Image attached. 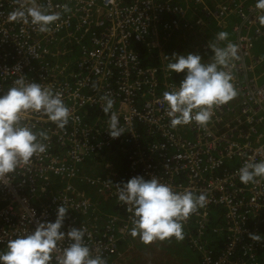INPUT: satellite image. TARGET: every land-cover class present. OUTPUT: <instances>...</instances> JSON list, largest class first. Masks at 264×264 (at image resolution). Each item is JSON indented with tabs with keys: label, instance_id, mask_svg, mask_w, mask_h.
Segmentation results:
<instances>
[{
	"label": "built area",
	"instance_id": "2783aa9c",
	"mask_svg": "<svg viewBox=\"0 0 264 264\" xmlns=\"http://www.w3.org/2000/svg\"><path fill=\"white\" fill-rule=\"evenodd\" d=\"M21 4L51 5L61 18L40 33L11 19ZM255 4L0 0V95L23 79L59 92L70 111L63 129L39 114L22 120L47 133V150L0 180V251L39 222L54 221L64 205L69 211L61 230L84 228L91 255L116 264L123 250H136L140 241L130 234L132 214L118 200L117 185L156 176L174 191L206 194V205L182 221L190 253L197 255L183 264H264V178L243 184L238 174L246 162L264 160V27ZM213 21L231 32L214 44L238 45L240 58L230 67L237 96L214 106L207 125L173 128L163 93L177 88L184 74L167 69L174 54L167 45L192 43L197 26ZM207 42L193 52L203 63L214 55ZM104 96L114 102L107 115ZM112 112L125 130L117 139L108 134ZM212 235L219 240L211 241ZM70 243L59 242L51 264Z\"/></svg>",
	"mask_w": 264,
	"mask_h": 264
},
{
	"label": "clouds",
	"instance_id": "9594fccd",
	"mask_svg": "<svg viewBox=\"0 0 264 264\" xmlns=\"http://www.w3.org/2000/svg\"><path fill=\"white\" fill-rule=\"evenodd\" d=\"M257 20L264 27V0H256ZM67 11V8H65ZM20 18L31 23L40 33H47L50 27L60 20L59 12L51 11V5L27 6L11 14V19ZM228 33L217 34L218 41H225ZM214 53L212 62L203 63L198 54L172 55L167 69L172 73H183L184 79L177 88L163 93V103L167 105V115L171 127L196 123L205 126L213 116V107L229 103L237 96L230 67L239 60L238 45L228 43L225 47L209 46ZM227 69V70H226ZM15 86L0 95V180L14 173L18 167L27 166L34 156L47 150L44 141L47 133L34 132L35 125L29 126L22 120L39 114V119L47 118L59 129L69 122L70 111L64 104L61 94L54 93L40 83L17 79ZM106 102L103 112L107 115L113 108V100L102 97ZM125 133L119 124L118 116L112 112L108 134L117 139ZM243 184L264 178V160L246 162L239 170ZM118 186V200L127 206L132 214V237H139L147 245L154 241H164L174 237L183 239L182 221L186 220L198 207L207 203L206 194L195 195L192 191H174L170 185L161 183L158 177L145 179L135 176ZM69 209L64 205L56 210L54 221H41L35 229L7 242L6 250L0 251V264H51L58 251L60 241L67 238L70 245L55 257L56 264H105L104 259L91 255L84 243L85 229L72 227L62 231ZM251 238L255 239L256 235ZM190 252V251H189Z\"/></svg>",
	"mask_w": 264,
	"mask_h": 264
},
{
	"label": "rangeland",
	"instance_id": "374dc122",
	"mask_svg": "<svg viewBox=\"0 0 264 264\" xmlns=\"http://www.w3.org/2000/svg\"><path fill=\"white\" fill-rule=\"evenodd\" d=\"M195 31L196 35L192 34L194 38L192 43L196 41L197 44L201 42L208 43L207 41L209 40L213 45L215 36L217 37V34L220 32H226L228 36L231 35L229 29L225 31L221 30L217 26L216 21H213L212 25L206 26V28L197 26ZM192 43L179 45L177 49L175 45H167L166 50H169L170 53L177 54L193 53V51L188 50V47L191 46ZM183 237L185 239V236ZM135 248L136 250H123L122 256L116 258V264H183L184 261L188 260L191 262L196 261L197 256L188 251L189 246L186 241L177 240L174 237L164 241L157 240L147 245L139 241Z\"/></svg>",
	"mask_w": 264,
	"mask_h": 264
},
{
	"label": "crops",
	"instance_id": "0c3cea01",
	"mask_svg": "<svg viewBox=\"0 0 264 264\" xmlns=\"http://www.w3.org/2000/svg\"><path fill=\"white\" fill-rule=\"evenodd\" d=\"M199 15H200V13H199ZM203 20H205L206 22H208V18L205 16V17H203ZM209 26V25H208ZM204 28H206V26H204ZM204 31V30H203ZM209 41V40H208ZM217 40H216V36H215V41H214V43H217L216 42ZM209 43L211 44V42L209 41ZM193 44H195V45H197V46H195V45H193ZM201 45H202V42L201 43H199V44H197L196 43V41L194 42V43H192V45L191 46H189L188 47V50L189 51H193L194 53L195 52H199L200 51V47H201ZM212 45V44H211ZM215 45H217V44H215ZM169 54V53H168ZM167 56H169V55H167ZM183 236H185L184 235V233H183ZM183 241H186V239H184V237H183V239H182ZM186 244V243H185ZM184 244V245H185ZM188 251H190L189 249H188ZM191 252V251H190ZM189 261V260H188ZM184 262H187V261H184Z\"/></svg>",
	"mask_w": 264,
	"mask_h": 264
},
{
	"label": "trees",
	"instance_id": "16d2710c",
	"mask_svg": "<svg viewBox=\"0 0 264 264\" xmlns=\"http://www.w3.org/2000/svg\"><path fill=\"white\" fill-rule=\"evenodd\" d=\"M231 36V35H230ZM141 52L143 53V56H149V53H148V51L145 49V47H142L141 48ZM125 167V166H124ZM124 167H123V169H124ZM122 169V170H123ZM192 226L193 227H195V225L194 224H192ZM210 240L211 241H215L216 242V240H219L217 237H215L214 235H212V236H210ZM184 261V260H183Z\"/></svg>",
	"mask_w": 264,
	"mask_h": 264
}]
</instances>
